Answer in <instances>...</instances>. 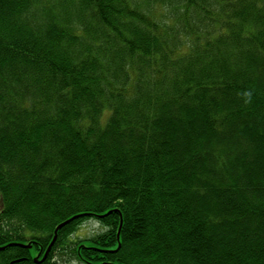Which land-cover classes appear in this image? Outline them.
Wrapping results in <instances>:
<instances>
[{
    "label": "trees",
    "instance_id": "16d2710c",
    "mask_svg": "<svg viewBox=\"0 0 264 264\" xmlns=\"http://www.w3.org/2000/svg\"><path fill=\"white\" fill-rule=\"evenodd\" d=\"M88 218L79 264H264V0H0V264Z\"/></svg>",
    "mask_w": 264,
    "mask_h": 264
},
{
    "label": "rangeland",
    "instance_id": "374dc122",
    "mask_svg": "<svg viewBox=\"0 0 264 264\" xmlns=\"http://www.w3.org/2000/svg\"><path fill=\"white\" fill-rule=\"evenodd\" d=\"M105 230L103 225L94 218H88L82 221L75 232L69 236L66 247L57 251L54 255L56 264H79L72 256L73 243L78 240L89 239L102 233Z\"/></svg>",
    "mask_w": 264,
    "mask_h": 264
},
{
    "label": "water",
    "instance_id": "95a60500",
    "mask_svg": "<svg viewBox=\"0 0 264 264\" xmlns=\"http://www.w3.org/2000/svg\"><path fill=\"white\" fill-rule=\"evenodd\" d=\"M75 218L76 217H73L72 219H69V220H67L65 222H62V223H60L59 225L56 226V228L54 230V236H53L50 244L48 245V247H47V249H46V251H45V253H44V255H43L42 259H41V261L45 260V258L47 257V254H48L50 248L52 247V245H53V243L55 241L57 231L60 230L63 226H65L67 223H69L71 220H73ZM18 246L19 247H25L24 245H21V244H18ZM27 248H30L29 245L27 246Z\"/></svg>",
    "mask_w": 264,
    "mask_h": 264
}]
</instances>
